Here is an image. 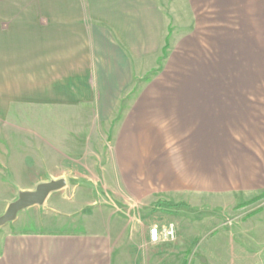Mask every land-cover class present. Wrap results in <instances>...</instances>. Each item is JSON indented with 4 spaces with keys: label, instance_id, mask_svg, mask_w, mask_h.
<instances>
[{
    "label": "crops",
    "instance_id": "0c3cea01",
    "mask_svg": "<svg viewBox=\"0 0 264 264\" xmlns=\"http://www.w3.org/2000/svg\"><path fill=\"white\" fill-rule=\"evenodd\" d=\"M200 1L189 0L192 14ZM167 3L0 2V216L9 193L42 183L41 171L65 179L75 164L92 163L84 169L100 170L103 186L146 207L169 196L264 191L263 84L248 82L250 72L231 60L237 43L252 40L198 30L163 74L137 85L161 54ZM229 4L220 0L221 16ZM202 49L211 59L204 69L194 62ZM96 205L56 196L21 211L0 227V264H136L140 243L129 222ZM140 237L167 245L150 243L147 228Z\"/></svg>",
    "mask_w": 264,
    "mask_h": 264
},
{
    "label": "rangeland",
    "instance_id": "374dc122",
    "mask_svg": "<svg viewBox=\"0 0 264 264\" xmlns=\"http://www.w3.org/2000/svg\"><path fill=\"white\" fill-rule=\"evenodd\" d=\"M1 1L30 2L33 0ZM166 1L170 9L163 45L164 47L166 44V51L164 54L161 51L157 58L151 60L150 70L137 77V85L140 82L153 80L160 72L163 74L166 71L167 59L171 54L175 55L174 52L178 50L180 43L188 36L194 35L196 31L202 30L200 33H205V36L208 33L215 37V34H219L226 37L229 35L232 38L245 35L249 41L252 40L253 42L237 43L241 46L237 48L241 53L236 54L239 56L231 60L237 64L235 65L239 70L247 69L250 72L251 75L247 76L248 82L258 84L259 88L263 84L264 88V41H262L264 40V0H231L229 4L231 6H227L229 9L223 16L218 11L220 0H201L197 4L194 3L195 14H192L190 10L189 0ZM200 22L209 24V27H198L197 24ZM200 41L198 43L200 48H207V43H203L202 39ZM203 53H207L206 49L196 54L194 62L199 67L203 66L204 69L206 62H210L211 59L209 60ZM217 62L220 63L218 59ZM251 70H253L252 73ZM229 76L233 77L235 74H229ZM216 77L222 78L219 74ZM161 78L162 75L157 80ZM24 113L28 116L37 114L32 111ZM75 166L76 170L69 171L70 175L65 176V179L47 180L48 177L45 178L48 175L47 172H40L39 181L42 182L40 184L57 180L65 181V186L61 190L49 194L47 198L56 196L68 200L81 198L84 205L96 202L97 205L109 207V211L113 210L129 222L135 233L136 242L140 243L133 256L136 264H181L182 260L185 264H252L257 260L264 261V231L260 229L264 225V216L254 217L257 211L264 208V191L251 198L235 194L207 195L190 201L185 197L182 199L179 196H169L167 201L160 200L146 207L143 206L144 203L129 202V197L121 195L116 187L103 186L101 183L103 173L100 170L95 172L84 169L92 167V163L75 164ZM97 173L100 181H96L95 184L93 180ZM35 187L30 186V191H34ZM19 189L22 188L12 190ZM21 192L26 191H20L17 194L9 193L8 197L14 202ZM118 195L125 197L123 202H116ZM19 214L22 213L19 212ZM162 220L165 222H161ZM165 225L173 226L174 240L167 242V245L155 247L143 242L140 236L146 228Z\"/></svg>",
    "mask_w": 264,
    "mask_h": 264
},
{
    "label": "water",
    "instance_id": "95a60500",
    "mask_svg": "<svg viewBox=\"0 0 264 264\" xmlns=\"http://www.w3.org/2000/svg\"><path fill=\"white\" fill-rule=\"evenodd\" d=\"M64 186V180L50 181L37 185L34 191L19 193L17 199L8 204L6 210L0 216V227L14 221L19 212L33 206L42 205L49 194L61 190Z\"/></svg>",
    "mask_w": 264,
    "mask_h": 264
},
{
    "label": "built area",
    "instance_id": "2783aa9c",
    "mask_svg": "<svg viewBox=\"0 0 264 264\" xmlns=\"http://www.w3.org/2000/svg\"><path fill=\"white\" fill-rule=\"evenodd\" d=\"M149 241L152 244H158L160 242L167 243L175 238V231L173 226L165 225L161 227L151 226L148 229Z\"/></svg>",
    "mask_w": 264,
    "mask_h": 264
},
{
    "label": "trees",
    "instance_id": "16d2710c",
    "mask_svg": "<svg viewBox=\"0 0 264 264\" xmlns=\"http://www.w3.org/2000/svg\"><path fill=\"white\" fill-rule=\"evenodd\" d=\"M166 44H165V46L163 47V49H162V54H164V52L166 51Z\"/></svg>",
    "mask_w": 264,
    "mask_h": 264
}]
</instances>
